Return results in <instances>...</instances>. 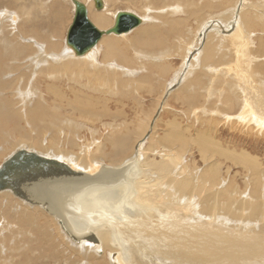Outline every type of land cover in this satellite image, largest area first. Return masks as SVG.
I'll use <instances>...</instances> for the list:
<instances>
[{
	"label": "bare ground",
	"instance_id": "bare-ground-1",
	"mask_svg": "<svg viewBox=\"0 0 264 264\" xmlns=\"http://www.w3.org/2000/svg\"><path fill=\"white\" fill-rule=\"evenodd\" d=\"M3 1L0 166L15 152L25 151L78 174L32 181L26 185L32 189L28 193L42 195L32 200L0 190V254L16 260L12 264H23L20 259L28 260L26 264H264V256L242 253L246 239L253 240L252 246L257 239L264 241V159L235 135L226 137L217 130L213 118L207 127L199 124L202 117L196 111L189 115L195 114L198 125L169 117L160 136L154 130L171 94L189 107L215 105L228 113L240 108L235 119L245 123L232 132L263 130L264 0H123L120 5L127 10L114 13L119 0H101V10L94 8V0H75L86 7L87 18L99 31L112 27L117 13H132L129 7L143 17L133 13L140 24L130 33L102 35L82 56H75L64 39L70 20L66 2L74 18L71 0H55L51 8L40 9L53 26L49 54L30 43L31 34L6 37L4 19L21 27L19 15H27L26 20L36 16L37 0ZM181 12L200 22V29L186 55L185 47L178 50L183 65L162 92V77L172 70L164 63L165 55L180 49L176 47L186 39L182 41L183 34L193 36V29L180 30L183 23L176 16ZM58 34L62 42L52 41ZM57 80L72 85L63 91ZM80 83L84 86L73 87ZM94 89L101 93L97 96L108 97H97ZM204 90L209 101L203 99ZM143 91L158 94L150 110L136 101L134 93ZM116 96L137 105L132 119L123 107L109 111L108 103L121 102ZM251 109L255 117L252 111L246 115ZM252 133L249 137L258 136ZM198 157L204 163L201 172L189 169ZM234 188L248 197L232 196ZM237 220L241 226L230 227L232 237L224 239L217 263L210 262L217 248L209 233L221 236L223 226Z\"/></svg>",
	"mask_w": 264,
	"mask_h": 264
},
{
	"label": "rangeland",
	"instance_id": "rangeland-1",
	"mask_svg": "<svg viewBox=\"0 0 264 264\" xmlns=\"http://www.w3.org/2000/svg\"><path fill=\"white\" fill-rule=\"evenodd\" d=\"M8 1H10V0H4L3 2H8ZM121 1H123V0H119L118 1V3L117 4H119V6H117L115 9H113L112 11H111V13H114L115 12V10H120V11H125V10H127V6L126 5H120V2ZM39 2V3H38ZM55 2V0H37L36 1V5H39V7L37 8V10L35 11V12H37V15L36 16H34V17H31L30 19H28V20H26L25 19V17H27V15L24 17V16H22V17H20V15H19V23H20V26L21 27H19V24H17V25H9V24H11V22H13V20H11V18H7V19H4L5 21L3 22L4 23V25H6V34H7V38L8 39H13V36L15 35L17 38H21V39H23L24 38V36H22L23 34H25L26 35V33H27V35H30L29 36V39H32L31 41H30V43H32L34 46H39L38 47V49L39 50H43V51H45L44 53H46V54H49V52H47L48 50H47V45H48V40H49V38L50 37H52L53 35L51 34L52 33V31H53V26H51L52 25V23H50L49 22V20H46V18H45V16H43L40 12H41V10L40 9H43V10H45L46 9V7H50L51 8V3L53 4ZM42 3V4H41ZM82 3V2H81ZM46 5H49V6H46ZM66 8H67V12H68V15H69V17L68 18H70V20H69V23H71V21H72V16H73V13H72V6H70L69 5V3H67L66 2ZM46 6V7H45ZM42 7H44V8H42ZM127 7V8H126ZM2 9L1 10H5V11H7V9H5V8H3V7H1ZM14 8V7H13ZM130 9H129V11L131 10V12L132 13H134V14H136L137 16H140V18H142L143 19V17L140 15V14H142L141 12H139L138 10H136V9H134V8H131V7H129ZM16 9V8H15ZM9 10H11L10 8H9ZM92 11H94V12H97V11H95V9L92 7V9H91ZM14 11V10H13ZM34 12V13H35ZM18 14H19V11H18V13H17V16H18ZM72 14V15H71ZM67 15V16H68ZM71 15V16H70ZM176 17H179L178 19L180 20L181 19V23H183V24H180L179 25V28H180V30L182 31H184L185 30V28H189L190 30L191 29H193L192 31H190L191 32V34L193 35L191 38H189V39H187V36H185L184 34H183V36H182V41L184 40V41H186V40H188V41H190V43L188 44V45H186V44H184V41H183V43H181L182 45H183V47H182V45L180 44L178 47H176V48H184L185 50H181V48L180 49H175V52L174 51H172V53L170 52V54L171 55H165V58L163 59V60H165L164 61V63L166 64V65H171V66H169L172 70L166 75V76H164V77H162L163 78V80H165V84H163V89H162V92H163V90H165V87H168L169 86V84L168 83H170L173 79H174V77L175 76H173V74L174 75H176L175 74V72L177 73V72H179L180 71V67H182L181 65H183V61H180V60H183L182 58H183V56L184 55H186V54H184L185 52H187V48L190 46V45H192V44H194L195 43V41H194V38L196 39V37H197V32L199 31V29H200V22H197L193 17H191V18H188V17H186V15L184 14V12H181V13H179ZM24 18V19H23ZM43 18V19H42ZM21 20H25V21H23V22H20ZM45 20V21H44ZM90 20V19H89ZM8 21H10V22H8ZM194 21H196V23H198V26L197 27H195L197 24H195V22ZM46 22V23H45ZM48 22V23H47ZM194 22V23H193ZM26 23V24H25ZM29 23V24H28ZM38 23V24H37ZM69 23L67 24V26H66V28H65V31H64V34H65V36H66V33H67V31H66V29H67V27H68V25H69ZM40 24V25H39ZM187 24V25H186ZM37 25H38V27H37ZM45 25V26H44ZM186 25V26H185ZM11 26V27H10ZM13 26V27H12ZM22 26H23V28H22ZM13 28V29H12ZM36 29L35 31H34V29ZM196 30H195V29ZM16 29H18V31L16 30ZM21 29V30H20ZM30 29V30H29ZM11 30V31H10ZM46 30V31H45ZM100 30V29H99ZM32 31H34V32H32ZM132 30H130L129 32H127V34L128 33H130ZM182 31V32H183ZM195 31H197L196 33H195ZM21 32H23V33H21ZM43 32V33H42ZM51 32V33H50ZM19 33H20V35H19ZM52 35H50V34ZM12 34V35H11ZM14 34V35H13ZM22 34V35H21ZM44 34V35H43ZM50 36H49V35ZM64 34H63V36H64ZM18 35V36H17ZM33 35V36H32ZM36 35V36H35ZM110 35V34H109ZM174 35H177V37L179 36V33H174ZM10 36V37H9ZM65 36H64V39H65ZM112 36H114V35H112ZM196 36V37H195ZM35 37H36V40H35ZM55 37L56 38H54L55 40H57V41H55L54 39L52 40V41H54V42H59V41H61L62 42V35L60 36V34H58V35H55ZM118 37H120V36H118ZM58 38V39H57ZM61 38V39H60ZM112 38H116V36L115 37H112ZM41 41H40V40ZM46 41H45V40ZM168 39H169V37H168ZM15 40V39H14ZM43 40V41H42ZM174 39H172V40H170V41H173ZM48 41V42H47ZM194 41V42H193ZM45 42V43H44ZM44 43V44H43ZM46 45V46H45ZM178 50L179 51H182V53L184 54V55H182V53L181 52H179V55H178ZM43 51H40V52H42L43 53ZM175 54V55H174ZM177 54V55H176ZM128 55V54H127ZM134 54H131V55H128L130 58H132V56H133ZM168 56V57H167ZM170 56V57H169ZM23 62H25L26 64H28V66H31V64L28 62V60L27 59H25V61L24 60H22ZM21 61H17V63H20ZM179 62H181V63H179ZM16 63V64H17ZM168 63V64H167ZM179 65V66H178ZM173 66V67H172ZM176 66H178V67H176ZM174 68H176V69H174ZM176 70V71H175ZM174 71V73H172ZM173 78V79H172ZM170 79V80H169ZM33 80V79H32ZM169 80V81H168ZM51 81V80H50ZM54 81H56L55 79L53 80V82ZM62 80H57V83L59 84V87H58V89H62L63 91H64V89H66L67 87H68V81L67 80H63L62 82H61ZM41 84V83H40ZM168 84V85H167ZM72 85V84H71ZM71 85H69V86H71ZM82 85V86H81ZM165 85V86H164ZM75 86H77V88H80V87H83L84 86V84L83 83H80V84H75V85H73V87H75ZM94 88V87H93ZM88 91H90V90H88ZM97 90L96 89H94L93 91H92V93H95V95L97 96V95H100L101 93L100 92H96ZM155 91H156V89H155ZM157 91H159V90H157ZM145 92V93H144ZM43 93V90L41 91V94ZM176 93V92H175ZM40 94V95H41ZM135 94V98H136V101L138 102L139 101V104L144 108V107H146L145 109H149L150 110V108L152 109V107H154L153 105H154V97L156 98L157 96H158V94L157 93H148V91H143L142 93H139V95L138 94H136V92L134 93ZM133 94V95H134ZM39 95V96H40ZM123 95V94H122ZM171 95H172V98H171ZM170 96H169V98L170 99H167L166 101V103L164 104L165 105V107H166V110H165V108L163 109V111L160 113L161 115L159 116V120L160 121H158V123H156V128L154 127V130H155V132H156V136H160L163 132H164V130H165V128H166V121H168L170 118V121L172 120V118L175 120L176 119V121H181V122H179V123H182L183 122V124H185V123H187V124H190V123H194V122H197L196 120H195V114H194V116L192 115H189V113H193V111H196V113L197 114H199V116L198 117H202L201 118V120H199L198 119V121H201V122H199V124H202V125H205V127H207V123L206 122H208L209 121V119L210 118H213L214 120H216L217 122H216V128H217V130H220V131H222L223 133H224V135H225V133H226V137H232V136H234L235 135V139L236 140H238V141H240V142H243V144H248L249 146V149H251L252 150V152H254L255 154H257V155H260V157L261 158H263L264 159V128H263V130H261V129H259V128H257V129H249V134L248 135H246V134H244L245 133V131H243V134L242 135H240V133H238V132H232V131H230V129H235V128H239V127H241L245 122L243 121V120H236L235 119V117L238 115V116H240L241 114H240V108H234V109H232V110H228L229 111V113L227 112V110L226 111H224V109H221V110H219L218 108H220V106H218V107H216L215 105H213L211 108H206L207 106H193V107H189L188 105H186L184 102H182L180 99H174L175 98V96L173 95V94H171ZM176 95H177V93H176ZM203 99H204V101L207 99L208 100V94H206L205 93V90L203 91ZM44 96H46V95H44ZM104 96V97H103ZM143 96V97H142ZM178 96V95H177ZM97 97H101V96H97ZM108 96H106V95H102V99H104V98H107ZM119 96H116L115 97V100H117V101H121L119 104H117L116 106H115V104H113L114 103V101H113V103H108L107 104V106H108V109H109V111H114L115 109H117V110H121V108L123 107V109L125 110V113H127V115H129V119H130V115H132V117H131V119L135 116V114H137V105L136 104H134L133 105V101H131V100H124L123 99V97H119ZM139 97V98H138ZM179 97V96H178ZM143 98V99H142ZM206 98V99H205ZM107 100V99H106ZM174 100V101H173ZM180 100V101H179ZM209 101V100H208ZM203 102V101H202ZM124 103V104H123ZM142 103V104H141ZM170 104V105H168V104ZM49 104H50V102H49ZM150 104V105H149ZM132 105V106H131ZM202 105V104H201ZM48 108H50L49 106H47ZM113 107H115V108H113ZM119 107H121V108H119ZM188 107H189V109H188ZM195 107H196V109H195ZM169 108V109H168ZM199 110H198V109ZM205 108V109H204ZM216 108V109H215ZM193 109H195V110H193ZM129 110V111H128ZM185 110V111H184ZM221 111V112H220ZM251 111H252V113H251ZM63 112V111H62ZM131 112V113H130ZM133 112H135L134 114H133ZM185 112V113H184ZM234 112V113H233ZM254 112V113H253ZM129 113V114H128ZM206 113V114H205ZM249 113H251V116H256V111H254V110H249V111H247L246 112V115L247 114H249ZM188 114V115H187ZM231 114V115H230ZM222 115H224V117L222 116ZM162 116V117H161ZM164 116V117H163ZM191 116V117H190ZM170 117V118H169ZM186 117V118H185ZM190 117V118H189ZM225 117H227V118H231L230 120L228 119L227 120V118H225ZM193 118H194V120H193ZM234 118V119H233ZM247 118V117H246ZM190 120V122L188 121V120ZM218 119H220V120H218ZM248 119V118H247ZM161 120H163L162 122H161ZM233 120V121H232ZM192 121V122H191ZM165 122V123H164ZM222 122H225V123H222ZM241 122H243L242 124H241ZM164 123V124H163ZM205 123V124H204ZM197 125H198V122L196 123ZM233 124V125H232ZM241 124V125H240ZM202 125H199V126H202ZM232 125V126H231ZM240 125V126H239ZM225 126V127H224ZM96 129H99L98 131V134L99 135H102L103 137H104V133L102 132V130L100 129V124L99 123H97L96 124ZM222 127V128H221ZM157 128L160 130V128H161V130H160V132H159V130H157ZM164 128V129H163ZM228 130V131H227ZM255 130V131H254ZM252 131L253 132H255L258 136H256V137H249V135H250V133H252ZM100 132H101V134H100ZM231 133V134H230ZM263 133V134H262ZM233 134V135H232ZM238 134V135H237ZM253 134V133H252ZM82 135H84V132L82 131ZM85 138L87 137L86 135L84 136ZM230 139V138H229ZM74 149H76V148H74ZM263 156V157H262ZM192 164V163H191ZM204 164L202 161H201V159H199V157L195 160V163L193 164V167H192V165H190L189 164V169H193L194 171H199V172H201L203 169H204V166H202V165ZM192 168H191V167ZM201 166V167H200ZM201 168V169H200ZM203 168V169H202ZM238 180V183H240V181L242 182V179L240 178H238L237 179ZM237 183V182H236ZM233 186H235V184H233ZM243 183H242V188H243ZM239 191L237 190V189H233L232 190V192H230L231 194H232V196H234L235 194H237V195H235L234 197H237V198H242V199H245L244 197L245 196H247L248 197V193H243L245 196L243 197L241 194H240V192L238 193ZM2 193V192H1ZM263 195H264V193H263ZM13 197V196H12ZM13 198H15V197H13ZM16 199V198H15ZM17 200V199H16ZM19 201V200H18ZM232 222V221H231ZM227 223L225 226H223V229L224 228H226V229H224V233L220 236V235H218V236H216V234L214 233V232H210L209 233V235H208V239H210L213 243H214V246H215V248H217V251H215V255H217L216 257H215V255H213V256H210V255H208V257H209V259H210V262H212L213 261V263H217L216 261H217V259H219V257H218V255L220 256V252H222L221 250H222V246H223V244L229 239V237H232V234H231V236L229 235V233L231 232L230 231V227H232V226H241V224L239 223V221L237 220L236 222L237 223ZM238 223H239V225H238ZM228 225V226H227ZM227 227H229V229H227ZM201 232H204V231H202L201 230V228L199 227L198 228ZM196 230V231H198V232H200L199 230ZM216 229H214V231H215ZM226 231V232H225ZM216 232V231H215ZM243 232V231H242ZM213 233H214V235H213ZM228 233V234H227ZM240 233V232H239ZM227 235V236H226ZM261 236V235H260ZM194 237H195V235H194ZM226 237V238H225ZM205 240V242L207 243V249H209L210 248V243H209V241L210 240ZM215 239V240H214ZM224 239H226V241L224 240ZM199 238H197V241H196V243H198V244H200L201 243V239L199 240ZM252 241L253 240H248V239H246L245 240V246H246V248H245V252H242L243 254H245V255H247L248 256V254H253V255H257V256H264V241H262L261 242V239H257V244H255L254 243V246H252L251 244H252ZM259 242V243H258ZM251 243V244H250ZM194 244H195V242H194ZM258 244H260V245H258ZM197 245V244H196ZM251 245V246H250ZM257 245V246H256ZM221 246V247H220ZM259 246H262V247H259ZM199 247V246H198ZM200 247L202 248V245H200ZM209 247V248H208ZM254 249V251H253V249ZM257 248H260V249H257ZM218 249H219V251H218ZM226 249V248H225ZM263 249V250H262ZM30 250V249H29ZM249 250V251H248ZM259 250V251H258ZM255 251H257L256 253H255ZM260 251H262V252H260ZM219 252V253H218ZM233 252H234V254H237L238 253V250H233ZM253 252V253H252ZM223 254H225V252H223ZM260 254V255H259ZM262 254V255H261ZM6 256L7 255H2V254H0V260L2 261V264H12V263H14L16 260H9L8 258H6ZM230 256H231V254H230ZM228 257H229V254H228ZM228 257H226V259L228 258ZM5 258H6V260H5ZM213 258V259H212ZM19 260V259H18ZM22 260H23V262H22ZM212 260V261H211ZM23 263V264H26V262L27 263H29V261L28 260H24V259H20V263ZM243 264V263H242Z\"/></svg>",
	"mask_w": 264,
	"mask_h": 264
},
{
	"label": "water",
	"instance_id": "water-1",
	"mask_svg": "<svg viewBox=\"0 0 264 264\" xmlns=\"http://www.w3.org/2000/svg\"><path fill=\"white\" fill-rule=\"evenodd\" d=\"M74 5V18L70 24L65 43L75 56H82L93 48L102 35H120L127 33L140 24L139 18L133 13L119 12L114 18L113 26L106 31H99L87 18L86 7L78 1L71 0ZM94 8L101 10V0H94ZM68 167L52 159H45L35 153L25 151L15 152L0 166V190L10 189L19 198L34 199L42 196L38 191L28 193L26 187L32 181L46 180L47 177L64 178L75 176ZM49 205V203H48Z\"/></svg>",
	"mask_w": 264,
	"mask_h": 264
}]
</instances>
